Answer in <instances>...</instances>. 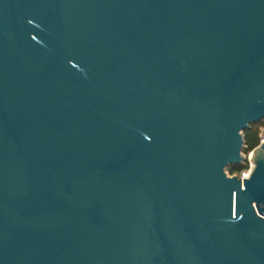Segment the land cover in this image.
I'll use <instances>...</instances> for the list:
<instances>
[{"label":"water","instance_id":"water-1","mask_svg":"<svg viewBox=\"0 0 264 264\" xmlns=\"http://www.w3.org/2000/svg\"><path fill=\"white\" fill-rule=\"evenodd\" d=\"M264 0H0V264H264Z\"/></svg>","mask_w":264,"mask_h":264},{"label":"trees","instance_id":"trees-1","mask_svg":"<svg viewBox=\"0 0 264 264\" xmlns=\"http://www.w3.org/2000/svg\"><path fill=\"white\" fill-rule=\"evenodd\" d=\"M264 124V118L250 123L249 126L242 130V138H243V146L242 152L243 154L251 151L255 146L260 142V138H262L261 133L259 131V127ZM248 166V161L243 158V160L239 163L228 165L225 170L229 175H239L242 171H244Z\"/></svg>","mask_w":264,"mask_h":264},{"label":"rangeland","instance_id":"rangeland-1","mask_svg":"<svg viewBox=\"0 0 264 264\" xmlns=\"http://www.w3.org/2000/svg\"><path fill=\"white\" fill-rule=\"evenodd\" d=\"M259 131H260V133H261L262 138H264V124H262V125L259 127ZM251 153H252V151H249L248 153L243 154L242 149H241V155L245 157V159L248 161V163H251V164L253 165V163H252L251 160H250ZM226 172H227V171H226Z\"/></svg>","mask_w":264,"mask_h":264},{"label":"built area","instance_id":"built-area-1","mask_svg":"<svg viewBox=\"0 0 264 264\" xmlns=\"http://www.w3.org/2000/svg\"><path fill=\"white\" fill-rule=\"evenodd\" d=\"M262 140H264V138H260V141H262ZM251 169H252V164H251V163H248L247 168H246L244 171H242V172L238 175V177H239V178H246V177H248V175H249Z\"/></svg>","mask_w":264,"mask_h":264}]
</instances>
